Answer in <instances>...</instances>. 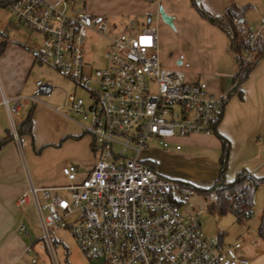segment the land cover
<instances>
[{"label":"built area","instance_id":"obj_1","mask_svg":"<svg viewBox=\"0 0 264 264\" xmlns=\"http://www.w3.org/2000/svg\"><path fill=\"white\" fill-rule=\"evenodd\" d=\"M0 5L17 28L41 38L35 60L87 90L90 100L85 104L71 94L66 108L81 116L77 124L92 136L93 167L80 173L78 166H63L66 184L30 185L17 199L23 204L32 194L40 248L53 254V227L69 230L89 264H250L240 253L241 242L224 245L203 237L198 219L180 210L195 194L193 186L159 175L141 159L148 141L179 149L176 139L213 132L221 101L206 82H189L183 70L160 67L156 30L138 28L136 20L122 25L106 36L105 64L94 69L85 60L84 41L88 31L105 35L103 15L74 11L71 0H0ZM241 33L244 59L251 61L256 42L264 38V23ZM177 61L189 67L182 54ZM35 86L42 95L53 90L41 80ZM21 99H15L14 110ZM26 99L38 101L36 94ZM238 202L231 198L233 207ZM24 230L22 225L19 231Z\"/></svg>","mask_w":264,"mask_h":264},{"label":"rangeland","instance_id":"obj_2","mask_svg":"<svg viewBox=\"0 0 264 264\" xmlns=\"http://www.w3.org/2000/svg\"><path fill=\"white\" fill-rule=\"evenodd\" d=\"M236 2L237 5L247 6L245 13L247 24L251 26L249 29H252V25H255L264 17V0H238ZM107 3V0H71L74 11H84L88 14H91L88 11L89 9L97 10L100 8L104 10L105 8L101 7L107 5ZM164 12L166 13L165 10ZM92 14L97 15L96 12ZM100 15L106 18L108 28L104 36L88 31L85 37V60L88 62L89 67L94 69L103 67L109 42L106 36L114 34L129 21L136 20L139 24L138 28L149 26L156 30L159 65L162 69L188 72L186 80L191 82L194 76L191 72L197 71L194 69L193 64H189L188 68L177 64L179 54L185 56L184 58L187 61L191 60L188 56L190 53V55L199 57L203 61L201 64L202 69L197 72H200L199 80L208 82L209 74L203 66L205 64L208 67L211 63L209 54L206 53V36L202 33L199 24L194 21V19H200V17L190 2L186 6H179L175 10L172 27L164 23L157 13L149 15V23H146L147 16H140L137 19L134 16L128 18L127 16L107 15L106 13H100ZM169 16L174 18L172 15ZM248 16L251 18L250 21ZM111 27L115 28L112 29ZM3 32L8 37L20 36L25 38L29 45L34 48L40 46L41 38L38 35L17 28L10 11L0 7V33ZM27 80L25 95L33 96L36 93L35 82L37 80L49 83L53 90L47 95L36 94L38 101L35 102L28 101V103H25L24 100L19 101L23 109L22 112L26 115L31 111L32 114L31 135H22L20 137L21 142L19 141L22 145L24 143L22 169L27 183L25 191H28L30 185L37 187L64 185L67 181L61 172L63 166L73 164L78 166L80 173H85L95 163L96 151L93 147L92 136L84 133L77 124L81 121V116L68 111L66 108L67 97L71 94H74L76 98H81L85 104L89 103L88 91L63 76L46 62L35 63ZM221 82H223L222 86H224L225 91L228 90L223 97H227V93L233 87L231 75H228ZM213 94L216 97L215 93ZM237 97L234 93L230 94L225 104L228 103V107H230V103L239 101ZM12 115L15 120L14 113ZM225 127L229 129L230 124L226 123ZM11 128L12 125H10ZM191 135H199L200 138L193 144L187 145L184 141L186 137H191ZM186 137L177 139L180 140L183 146L182 151L176 153H182L181 157L171 153V149H164L156 143L148 141L147 146L141 153V159L145 162H155L156 169L159 172L167 177H174L175 180L186 182L195 188V194L180 205V210L185 215L195 216L198 219L199 231L203 237L214 240L220 238L224 245L239 241L243 244L244 249H247L252 241L251 239L256 237L255 228L264 202L263 195L260 196L258 193H261L262 190L258 188L254 192L251 215L242 221H238L234 213L230 211L224 213L208 211V205L216 200V194L214 192H203L202 190L208 189L217 176L220 167V139L214 131L209 134H190ZM203 137H207L206 140ZM27 138H29L28 147L31 156H28L25 152V140ZM14 190L13 187L0 185V202L4 201L7 208L10 207L8 200L12 198L11 194ZM57 192L65 196L64 191ZM27 195L28 201L26 203L17 207L12 205V209L17 215V235L24 243V249L17 264H89L78 248L74 237L65 228H50L53 254H51L48 247L40 248L39 244L42 242L40 241L41 225L32 194L28 192ZM22 225L26 227L27 232L25 230L23 232L19 231Z\"/></svg>","mask_w":264,"mask_h":264},{"label":"crops","instance_id":"obj_3","mask_svg":"<svg viewBox=\"0 0 264 264\" xmlns=\"http://www.w3.org/2000/svg\"><path fill=\"white\" fill-rule=\"evenodd\" d=\"M196 1L211 14L221 15L231 3L236 4L238 0ZM107 2V5L101 7L105 8L104 10L98 8L97 10L89 9L88 11L91 14L95 12L96 14L106 13L107 15H121L127 16L128 18L132 16L136 18L147 16L146 23H149V15L155 14L159 6H162L166 13L174 16L172 18L173 21L175 19V10L179 6H186L190 0H107ZM248 19L249 21L251 20L249 16ZM194 21L199 24L202 33L206 36V53L209 54L211 60L208 67L203 64L206 71H208L207 74H209L208 82L206 81L208 89L212 94L215 93L216 98L221 100L228 91H225L224 86H222L223 82L221 81L228 75H231L233 83V75L237 70L236 61L229 48L228 38L222 30L209 24L201 17L200 19H194ZM244 21L243 26L250 28L251 26L247 24L246 13ZM263 23L264 17L255 25H252V29ZM28 32L33 33L31 31ZM2 40H5V46L0 53V139L8 131L13 138L0 147V185L9 188L13 187L15 190L11 194L12 198L8 200L9 208L4 205V201L0 202V264H17L20 258L19 256L24 249V243L17 235V215L12 209V205L16 207L21 205L18 204L17 199L25 192L27 183L22 169L24 143L22 142L23 145L20 144L21 140L16 132V124L25 116V113L22 112L23 109L20 104L17 110H14V107L17 97H21V101L24 100L25 103H28L29 100L26 97L30 95H25L28 75L34 68L35 63L41 64V62L36 61L33 55V51L38 48L29 45L25 38L20 36L8 37L3 32L0 33V42ZM188 56L191 60L189 59L187 61L190 65L193 64L194 69L197 71L202 69L201 64L203 61L201 58L194 57L190 53ZM197 71L191 72L194 75L191 82L201 81L199 80L200 72ZM241 88L242 97H237L239 101L230 103V107H228V103L224 104L225 107H223L222 117L216 125V132L220 133L229 141V163L227 162L228 171L226 170L227 180H232L235 174L241 169L248 170L257 178H264V57L260 58L253 66L247 78L242 83ZM3 99L7 102L4 103ZM12 113H14L15 120L13 119ZM226 123L230 124L229 129L225 127ZM10 125H12L11 129ZM199 138V135H191V137H186L184 142L187 145L193 144ZM206 138L203 137L204 140ZM28 139L25 140V152L28 156H31ZM176 141L180 144L179 149H176L174 144H170L166 148L171 149V153L173 154H176L177 151H182L183 148L180 140L176 139ZM176 155L181 157L183 154L178 153ZM150 163H152L156 173L167 177L156 169L155 162L152 161ZM167 178L176 179L174 177ZM258 188L262 190L258 194L264 197V183L260 184L256 190ZM263 206L264 202L259 212V220ZM259 220L255 228L256 237L251 239L252 241L247 249H244L242 244L240 251L241 255L249 260L250 264H264V241L257 235ZM220 240L222 241V239Z\"/></svg>","mask_w":264,"mask_h":264},{"label":"trees","instance_id":"obj_4","mask_svg":"<svg viewBox=\"0 0 264 264\" xmlns=\"http://www.w3.org/2000/svg\"><path fill=\"white\" fill-rule=\"evenodd\" d=\"M190 3L202 19L209 24L216 26L226 34L229 41V48L237 64V70L233 75V87L226 96L228 97L230 94L234 93L241 98L242 83L247 78L256 62L264 57V38H260L254 46L253 59L251 61H245L244 59V37L241 30L245 28L243 23L245 22L244 16L247 6H237L236 4L231 3L221 15H213L205 10L196 0H190ZM4 46L5 40H2L0 42V53L3 51ZM227 97L221 98L220 106L213 124V131L219 137L221 143L219 172L214 183L208 189H203L202 191L210 193L214 192L216 194V200L208 205V211L218 213L230 211L234 213L238 221H242L244 218L248 217L246 216L245 211L251 210L254 191L260 184L264 183V178H257L246 169L239 170L232 180H227L226 178L229 141L220 133L216 132V125L222 117V111ZM31 128L32 114L30 111L16 124L18 137L20 138L22 135H31ZM12 138L11 133L8 131L7 134L0 139V147L7 141L12 140ZM146 163L151 169H153L152 163ZM245 182L248 183L243 186ZM218 187L222 188L217 190ZM231 198L239 199L236 207H233ZM257 235L264 241V206L257 226Z\"/></svg>","mask_w":264,"mask_h":264},{"label":"water","instance_id":"obj_5","mask_svg":"<svg viewBox=\"0 0 264 264\" xmlns=\"http://www.w3.org/2000/svg\"><path fill=\"white\" fill-rule=\"evenodd\" d=\"M157 15H159V17L162 19V21L164 22V23H166L167 25H169V26H173V21H172V17L171 16H169V15H167L165 12H164V10H163V8L161 7V6H159L158 8H157Z\"/></svg>","mask_w":264,"mask_h":264}]
</instances>
